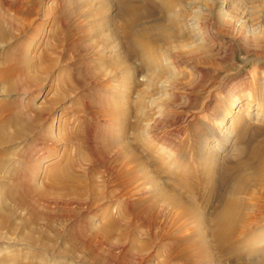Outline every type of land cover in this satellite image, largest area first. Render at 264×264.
<instances>
[{"label": "rangeland", "instance_id": "rangeland-1", "mask_svg": "<svg viewBox=\"0 0 264 264\" xmlns=\"http://www.w3.org/2000/svg\"><path fill=\"white\" fill-rule=\"evenodd\" d=\"M0 207V264H264V0H0Z\"/></svg>", "mask_w": 264, "mask_h": 264}, {"label": "bare ground", "instance_id": "bare-ground-1", "mask_svg": "<svg viewBox=\"0 0 264 264\" xmlns=\"http://www.w3.org/2000/svg\"><path fill=\"white\" fill-rule=\"evenodd\" d=\"M171 2V1H170ZM133 5H131L130 3L128 4V6L125 8L126 10V12H131L132 13V10H133ZM133 15V14H132ZM179 67V66H178ZM179 69V68H178ZM109 90V89H108ZM104 94H107V92L106 93H104ZM104 96V95H103ZM102 99V98H101ZM108 99V98H107ZM105 101V100H104ZM23 133H24V131H23ZM18 137H20L21 136V133L19 132L18 133ZM15 141V140H14ZM14 141H12V142H14ZM2 142V146H4L5 144V142L2 140L1 141ZM4 153V152H3ZM256 154V153H255ZM255 154H253L254 156H255ZM43 159V158H42ZM42 161L43 160H41V162L37 165V164H35V166H33V168H31V170L30 169H25V168H21L20 166L19 167H17V168H15L13 171H9V173H8V171L6 170L5 172H3V173H7V175H10V176H12L13 177V179H14V181H16L18 184H25V183H29V181H31V179H39V177L42 175V173H43V170H42ZM45 163V162H44ZM51 164V163H50ZM6 166V165H5ZM12 166V165H11ZM10 166V167H11ZM3 167H4V165H3ZM2 167V168H3ZM29 167V166H28ZM247 167V166H246ZM2 168H1V170H2ZM5 168H7V167H5ZM14 168V167H13ZM27 170V171H25V170ZM241 170V169H240ZM12 173V174H11ZM60 174L62 175L61 177H63V178H61L60 179V177H59V174L56 172V174H54V178H53V180L51 181L52 182V185L53 186H56V185H60V183L62 182V183H65V184H63V186L64 187H67V188H70V189H76V188H78V186H80L79 184H76L72 179H70L69 177V179L68 178H66V173L65 172H60ZM4 175V174H3ZM8 178V177H7ZM7 181V180H6ZM9 182V181H8ZM16 183V184H17ZM13 185H15V184H13ZM83 185V184H82ZM7 186V185H6ZM16 186V185H15ZM13 187V186H12ZM82 187V186H81ZM6 188V187H5ZM8 188V187H7ZM17 189V188H16ZM15 189V190H16ZM18 189H19V187H18ZM14 190V188H13V191H15ZM10 192H8V194H9ZM14 193V192H13ZM17 194V193H16ZM19 194V193H18ZM234 194H235V192H234ZM13 195V194H12ZM20 195V194H19ZM10 196H11V194H10ZM14 196V195H13ZM21 196V195H20ZM12 197V196H11ZM2 198V197H1ZM20 198V197H19ZM18 198V199H19ZM16 199V198H15ZM18 199H16V200H18ZM13 201V200H12ZM2 205H3V202H2ZM1 208V207H0ZM2 208H4V206L2 207ZM1 208V209H2ZM233 208V207H232ZM231 208V209H232ZM0 209V211H3V210H1ZM263 209V208H262ZM264 211V210H263ZM2 213H4V212H2ZM1 213V214H2ZM224 214V213H223ZM262 214V213H261ZM261 214H258V215H261ZM3 215V214H2ZM4 215H6L5 213H4ZM105 215V214H104ZM263 215V214H262ZM95 217H94V219H97V217L99 216V214H97V215H94ZM220 217V216H219ZM255 217V216H254ZM253 217V218H254ZM263 217H264V215H263ZM1 218H2V216H1ZM247 218V217H246ZM252 218V217H251ZM217 219H219V218H217ZM234 218H233V213H232V211H229V212H225V214L224 215H221V217H220V219L218 220V222H217V224H216V228H217V230L214 232V235H215V237H216V239H217V242H218V245L219 246H222L223 244H225L226 242H230L231 241V239L233 238V235H235V233L238 231V229H237V227H235V222H234V220H233ZM262 219V218H261ZM0 220H3V219H0ZM92 221V220H91ZM250 221V220H249ZM257 221V219L256 220H252V221H250V222H248V225H246L247 227L248 226H252V224L253 223H257L256 222ZM259 221H260V219H259ZM94 225V224H93ZM243 227H245V226H243ZM247 227H246V229H247ZM256 227H257V225H256ZM240 229V228H239ZM107 231L109 232V233H111V232H113V231H115V224H111V225H109V228H107ZM241 232V231H240ZM240 234V233H239ZM238 234V235H239ZM238 238V237H237ZM244 238V237H243ZM215 239V240H216ZM198 262V261H197ZM254 263V262H253Z\"/></svg>", "mask_w": 264, "mask_h": 264}]
</instances>
